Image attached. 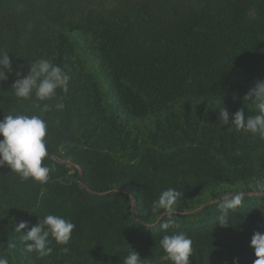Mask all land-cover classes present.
<instances>
[{
    "label": "trees",
    "instance_id": "16d2710c",
    "mask_svg": "<svg viewBox=\"0 0 264 264\" xmlns=\"http://www.w3.org/2000/svg\"><path fill=\"white\" fill-rule=\"evenodd\" d=\"M0 50L23 74L46 58L70 77L67 91L43 102L16 98L14 73L0 81V119L50 106L48 182L0 167V255L9 264H123L129 246L143 264H172L159 245L165 231L192 240L190 264H253L250 238L264 232V139L231 117L219 126L218 114L257 113L245 96L264 80V0H0ZM169 187L181 199L153 213ZM237 193L232 225L215 224L223 196ZM47 214L76 227L41 257L14 228Z\"/></svg>",
    "mask_w": 264,
    "mask_h": 264
},
{
    "label": "clouds",
    "instance_id": "9594fccd",
    "mask_svg": "<svg viewBox=\"0 0 264 264\" xmlns=\"http://www.w3.org/2000/svg\"><path fill=\"white\" fill-rule=\"evenodd\" d=\"M9 52L0 50V81L8 79L9 74H15L16 79L11 85L12 94L20 100L49 101L57 97V90L67 91L70 77L59 65L46 58H39L28 65L26 74L13 69V61L9 58ZM245 99H251L256 106L257 113L245 116L243 110L230 113L225 107H219V126L229 124L237 130L251 133L264 139V80L258 81L251 88ZM38 114H25L12 112L0 119V167H7L21 181L32 180L39 184H45L49 180L52 169L42 163L47 154L46 129L47 124L43 114L50 110V106L44 103L37 104ZM62 109L63 104L55 105ZM183 193L174 187L162 190L156 200L153 201L151 211L159 212L161 209L170 211L181 199ZM242 205V195L225 194L218 205L219 213L215 218V224L222 227L232 225L228 223L229 213L237 212ZM174 221L169 218L161 224L162 230L172 228ZM75 224L56 214H47L37 223L29 226L27 221L19 222L14 232L20 234L25 242L28 252L37 253L43 257L52 252L49 246L53 241L59 245H67L71 239ZM28 229L25 233L21 230ZM160 248L172 264H190L192 255V240L183 232L169 235L167 231L159 241ZM249 247L253 250L255 259L253 264H264V232H253ZM63 251L67 252L65 247ZM145 259L132 250L129 246L128 255L123 264H143ZM0 264H9L5 256L0 255ZM233 264H239V258H233Z\"/></svg>",
    "mask_w": 264,
    "mask_h": 264
}]
</instances>
